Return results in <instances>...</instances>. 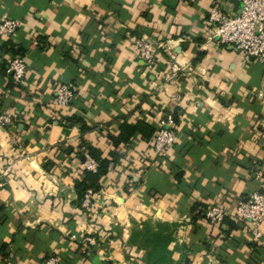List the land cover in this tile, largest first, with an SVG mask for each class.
I'll use <instances>...</instances> for the list:
<instances>
[{
    "label": "crops",
    "instance_id": "0c3cea01",
    "mask_svg": "<svg viewBox=\"0 0 264 264\" xmlns=\"http://www.w3.org/2000/svg\"><path fill=\"white\" fill-rule=\"evenodd\" d=\"M215 4L239 9L232 0H0V20L22 24L0 39V111L19 116L0 129V264H146L130 243L145 221L172 227L173 264H264V222L256 242L233 216L204 219L211 204L234 209L264 194V63L207 41ZM139 38L162 44L153 68ZM12 51L28 65L21 84L7 73ZM175 61L192 70L170 79ZM59 83L77 86L64 110L52 103ZM167 114L177 119L171 154L153 159L136 135L84 208L75 181L86 154L64 150L85 140L108 152L124 121L156 127Z\"/></svg>",
    "mask_w": 264,
    "mask_h": 264
},
{
    "label": "built area",
    "instance_id": "2783aa9c",
    "mask_svg": "<svg viewBox=\"0 0 264 264\" xmlns=\"http://www.w3.org/2000/svg\"><path fill=\"white\" fill-rule=\"evenodd\" d=\"M239 2L237 11L226 9L220 4L212 6L209 14L211 31L207 41L234 46L246 62L257 60L264 63V0H239ZM21 25L18 19L4 14L0 20V39L14 36ZM134 43L139 58L144 60L148 68H153L158 59V48L162 47V44L156 45L153 41L144 38L136 39ZM27 69L24 55L16 54L8 59L7 73L15 84L23 82ZM185 69L192 70V67L182 66L175 61L171 65L168 76L170 79L177 78ZM76 91L75 84L59 83L54 88L53 105L59 110L68 108ZM18 120V114L0 112V129H8ZM176 142L174 117L172 114H167L159 121L153 139L149 143L150 156L156 159L170 155ZM10 143L16 146L19 140L12 135ZM85 157L84 169L96 171L97 161L88 154ZM97 193L93 189H88L82 206L91 209ZM229 216H233L240 223L247 224L252 239L259 242L263 236L261 225L264 222V194L259 191L252 192L246 199L240 200L234 209L222 203L211 204L205 212L204 219L210 224H223ZM97 230L98 234L102 232L101 228ZM97 237L91 234L86 235L84 241L95 244ZM44 264H57V258L51 257Z\"/></svg>",
    "mask_w": 264,
    "mask_h": 264
},
{
    "label": "trees",
    "instance_id": "16d2710c",
    "mask_svg": "<svg viewBox=\"0 0 264 264\" xmlns=\"http://www.w3.org/2000/svg\"><path fill=\"white\" fill-rule=\"evenodd\" d=\"M12 54L20 53L12 51ZM173 117L176 124L177 119L174 115ZM156 130L157 126L154 127L144 120H138L135 123L124 121L120 125L118 133L108 134L111 144L114 147V149L109 150L108 152L99 146L86 142L85 140L81 141L79 149L77 150L73 147L66 148L64 151L68 152L69 155L75 153L76 157L81 159L85 154H88L98 163L96 171L83 169L81 177L75 181V188L78 193L80 204L82 205L85 193L88 189H93L96 192L101 190L103 178L107 176L111 166L118 162L122 157L119 152H116V149L120 145L130 144L138 134L148 141H151ZM52 166H54L52 161H48L45 165V167L49 170ZM197 206L198 205H195L194 209H196ZM173 240L174 236L171 226L160 223L153 225L152 223L146 221L135 225V228L130 236V243L146 252V264H173V251L170 249V244ZM251 245L255 249L258 246L253 243Z\"/></svg>",
    "mask_w": 264,
    "mask_h": 264
},
{
    "label": "water",
    "instance_id": "95a60500",
    "mask_svg": "<svg viewBox=\"0 0 264 264\" xmlns=\"http://www.w3.org/2000/svg\"><path fill=\"white\" fill-rule=\"evenodd\" d=\"M232 2L235 3V4L238 5V6L240 5L239 0H232Z\"/></svg>",
    "mask_w": 264,
    "mask_h": 264
}]
</instances>
